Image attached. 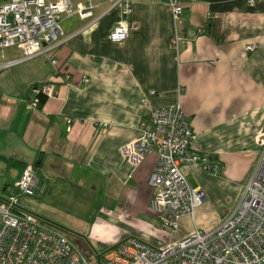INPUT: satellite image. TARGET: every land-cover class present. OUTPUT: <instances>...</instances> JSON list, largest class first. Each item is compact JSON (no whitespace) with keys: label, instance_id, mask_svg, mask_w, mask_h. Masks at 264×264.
Returning a JSON list of instances; mask_svg holds the SVG:
<instances>
[{"label":"crops","instance_id":"0c3cea01","mask_svg":"<svg viewBox=\"0 0 264 264\" xmlns=\"http://www.w3.org/2000/svg\"><path fill=\"white\" fill-rule=\"evenodd\" d=\"M93 1L94 22L85 27L76 17L79 31L54 53L0 70V153L28 165L41 156L34 195L49 208L33 213L78 233L76 245L80 240L87 248L95 238L106 241L104 250L129 233L166 245H159L150 204L156 154L133 164L121 150L141 137V122L153 107L179 103L192 117V150L209 153L221 170L182 167L207 203L195 208L194 220L182 217L180 237L172 241L200 225L212 229L239 200L213 217L210 209L222 207L218 194L239 196L264 148V0H182L177 17L165 0H130V35L117 42L106 35L126 2ZM249 43L257 44L253 52ZM43 83L50 86L47 99L30 106L36 94L30 88ZM15 169L3 184L4 197L18 183L21 169ZM83 219L90 226L82 230L76 225Z\"/></svg>","mask_w":264,"mask_h":264},{"label":"built area","instance_id":"2783aa9c","mask_svg":"<svg viewBox=\"0 0 264 264\" xmlns=\"http://www.w3.org/2000/svg\"><path fill=\"white\" fill-rule=\"evenodd\" d=\"M118 1H125L127 8L106 35L116 42L127 39L131 31L130 0ZM166 1L174 17L185 7L182 0ZM96 7L93 0H0V70L54 53L79 31L75 30L76 17L85 27L94 22L89 19ZM247 48L255 50L257 44ZM4 50L17 54L7 58ZM49 58L68 79L69 71L56 57ZM40 90L49 94V83L34 88L35 93ZM31 105L36 106V101ZM141 130V137L123 146L122 154L133 164L148 153L156 154L149 179L154 192L150 204L161 227L175 231L182 217L195 219V208L204 200V193L188 183L183 164L198 163L214 173L219 164L208 154L192 151V117L179 103L153 107L141 122ZM37 185L35 169L28 167L20 174L17 192L0 199V264H264V148L237 204L212 229H195L182 240L163 246L126 237L101 252L93 251L94 260L61 229L20 208L18 197L33 196Z\"/></svg>","mask_w":264,"mask_h":264},{"label":"rangeland","instance_id":"374dc122","mask_svg":"<svg viewBox=\"0 0 264 264\" xmlns=\"http://www.w3.org/2000/svg\"><path fill=\"white\" fill-rule=\"evenodd\" d=\"M167 2V1H166ZM76 20V19H75ZM84 28V27H83ZM249 44H251V43H249ZM248 44V45H249ZM247 45V46H248ZM246 49H247V51H249V52H253L254 50H250V49H248L247 47H246ZM8 52V50H4V53H7ZM193 136V135H192ZM192 139V138H191ZM190 146H191V143H190ZM192 149V148H191ZM192 151H194V150H192ZM194 152H196V151H194ZM196 153H198V154H201V155H203V154H208L209 155V153H205V152H202V153H199V152H196ZM156 158H157V156H156ZM209 159L211 160V161H215L212 157H210V155H209ZM191 164H198V163H190V164H183V166H187V165H191ZM199 166H200V164H198ZM182 166V167H183ZM201 167V166H200ZM202 168V167H201ZM182 169V168H181ZM204 171H207V170H205L204 168H202ZM220 170H221V166L219 165V171L217 172V173H215V174H219L220 173ZM182 171H183V169H182ZM208 172H211V171H208ZM211 173H214V172H211ZM17 174V170L15 169V168H9L7 171H6V167H5V164H1L0 165V194H2L3 193V190H2V188H3V184H4V182L5 181H11L12 180V178L15 176ZM185 174V173H184ZM245 184V183H244ZM244 186V185H243ZM8 187H10V186H8ZM11 188V187H10ZM243 188V187H242ZM242 188H241V191H242ZM240 191V193H239V196H238V192L236 193V191H234V192H227V191H224V193H222V194H218V197L222 200V207L219 209H212L211 207V209H210V213L209 214H211L213 217H216L217 216V214H223L224 212H225V210H229L231 207H232V202H236L237 200H238V198L241 196V192ZM89 193H91V192H89ZM37 195L38 194H35V195H33V196H26V195H20L19 197H18V200H19V203H20V205L23 207V208H25L26 210H29L30 212L32 211V212H36V213H38V212H41V211H44V209L46 208V209H48L49 208V206L47 205V204H42V200H38V199H36V197H37ZM237 198V199H236ZM207 203V200L205 201V199L203 200V202L200 204V205H202L203 203ZM236 204V203H235ZM199 205V206H200ZM115 224H117V223H115ZM87 225H89L90 226V224L88 223V220L87 219H83V223L82 224H80V225H76V227H78V228H80V229H82L83 230V228H84V226H87ZM120 227V225L119 224H117V227ZM192 227V226H191ZM121 228V227H120ZM155 228H156V230L158 231V234H159V237H160V239H161V244H159V245H162V244H167V243H172L176 238H179L180 237V233H179V229H177V230H167V229H164V228H162L161 227V225L160 224H156L155 225ZM198 229H200L202 232H205V231H207L203 226H199L198 227ZM128 237H136V238H138V239H141V238H139L137 235H135V234H133V233H129L128 235H127ZM126 236V237H127ZM86 237H88L87 235H86ZM110 237L111 238H113V235H110ZM166 237V238H165ZM105 239H107L108 238V236H105L104 237ZM88 240V239H87ZM110 239H108L107 241H109ZM142 240V239H141ZM173 240V241H172ZM144 241V240H143ZM84 242H86V241H84ZM93 244H92V243ZM106 241H101V240H99V239H95V238H90L89 240H88V243L90 244V245H88L87 246V248L86 247H81L80 246V244H81V241L79 240L78 242H77V244L79 245L78 247L87 255V257H89L90 259H92V260H94V258L96 259V257H95V253H93V249L94 250H97L96 252H101V248H103L105 245H104V243H105ZM163 246V245H162ZM91 248H93V249H91ZM101 249V250H100Z\"/></svg>","mask_w":264,"mask_h":264},{"label":"trees","instance_id":"16d2710c","mask_svg":"<svg viewBox=\"0 0 264 264\" xmlns=\"http://www.w3.org/2000/svg\"><path fill=\"white\" fill-rule=\"evenodd\" d=\"M166 1V0H165ZM127 18H129V17H127ZM40 86V84L38 85H34V86H32L31 88H30V92L31 91H34V88H38ZM32 93V92H31ZM47 97H48V94L47 93H44V92H42L41 90L38 92V93H36L35 94V97L31 100V103L35 100L36 101V106L35 107H42V105L44 104V102H45V100L47 99ZM41 156L39 155V157L36 159V161L32 164V165H28L27 163H25V162H23V161H21V160H18V159H15V158H12V157H6L5 155H3V154H1L0 153V161H3V162H6V164H7V167L8 168H20L21 169V173L26 169V168H28V167H33V168H37L38 167V165L40 164V162H41V158H40ZM36 172V171H35ZM17 185H16V187L14 188V193H16L17 192ZM2 189H4V190H7V188L6 187H4L3 186V188ZM9 193H10V191H9ZM13 194V193H12ZM5 197L3 196V195H1L0 194V199H4ZM21 208V207H20ZM21 209H23V208H21ZM15 210H17V209H15ZM25 210V209H24ZM37 215V214H36ZM38 217H40V218H42V219H44L45 221H47V222H49V223H51V224H53V225H55L56 227H58L59 229H61L65 234H67L69 237H72L73 238V236L74 235H78V233H75L74 231H72L71 229H69V228H67V227H64V226H62V225H59V224H57V223H54V222H52V221H50V220H48V219H46V218H44V217H42V216H39V215H37Z\"/></svg>","mask_w":264,"mask_h":264}]
</instances>
